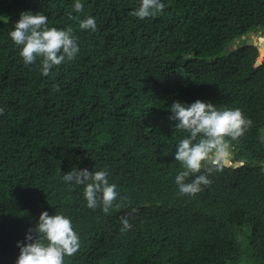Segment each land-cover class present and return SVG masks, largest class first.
<instances>
[{"label": "trees", "instance_id": "trees-1", "mask_svg": "<svg viewBox=\"0 0 264 264\" xmlns=\"http://www.w3.org/2000/svg\"><path fill=\"white\" fill-rule=\"evenodd\" d=\"M81 2L76 13L75 0H0V264H16L45 211L79 236L64 264H264V58L254 65L244 26L261 34L264 0H161L145 19L132 15L141 0ZM26 11L77 38L76 57L48 76L9 37ZM87 16L97 31L79 28ZM196 100L238 108L252 125L228 138L230 164L208 165L210 186L189 196L174 159L189 133L168 109ZM73 168L108 171L118 197L107 213L87 207L84 185L65 183Z\"/></svg>", "mask_w": 264, "mask_h": 264}, {"label": "clouds", "instance_id": "clouds-1", "mask_svg": "<svg viewBox=\"0 0 264 264\" xmlns=\"http://www.w3.org/2000/svg\"><path fill=\"white\" fill-rule=\"evenodd\" d=\"M165 5L161 0H141L139 7L132 15L140 18L155 17L163 12ZM73 9L76 13L84 10L81 0H75ZM71 18V14H70ZM82 30L97 31L94 17L87 16L80 21ZM9 37L20 47V55L26 66L32 65L37 58L41 60V73L48 76L54 67L72 61L79 52L77 38L71 27L57 29L49 27L48 17L43 12L35 14L21 12L18 22ZM59 90V86H56ZM172 113L170 120L177 121L175 128L189 133L176 145L175 161L182 164L184 170L175 177L181 195L194 196L210 186L208 178L215 165V170H221L222 161L231 155L230 142L245 134L252 121L246 118L240 109H219L211 102L196 100L191 105L173 102L168 109ZM4 108H0V115ZM202 169L204 172L201 173ZM108 171L96 172L88 169L73 168L62 172L63 180L68 184L84 185V198L89 209L102 206L107 213L118 197L117 186L109 183ZM195 176L186 182L190 176ZM133 213L136 209L132 210ZM121 232L130 231L133 227L128 216L121 218ZM21 245L16 264H64L65 257L76 254L80 248V239L74 231L71 219L63 214L50 216L47 211L39 216L34 229H29Z\"/></svg>", "mask_w": 264, "mask_h": 264}, {"label": "water", "instance_id": "water-1", "mask_svg": "<svg viewBox=\"0 0 264 264\" xmlns=\"http://www.w3.org/2000/svg\"><path fill=\"white\" fill-rule=\"evenodd\" d=\"M255 25V24H254ZM255 27H257L256 25H255ZM258 28V27H257ZM245 37H246V44L247 45H250V46H253L254 45V43H253V40H252V38H251V33L249 32V31H247L246 33H245ZM259 46H260V48L262 49V50H264V42H259ZM263 59V58H262ZM262 59L261 60H255V66H257V65H259L260 63H261V61H262ZM237 240L239 241L240 240V237H237Z\"/></svg>", "mask_w": 264, "mask_h": 264}, {"label": "rangeland", "instance_id": "rangeland-1", "mask_svg": "<svg viewBox=\"0 0 264 264\" xmlns=\"http://www.w3.org/2000/svg\"><path fill=\"white\" fill-rule=\"evenodd\" d=\"M253 20H254V23H255V19H253ZM244 26L247 28V31H249V28L247 27V25L244 24ZM259 30L261 31V33L264 32V30H261V29H259ZM249 32H250V31H249ZM260 36H262V35H261V34H256V35H255V37H260ZM255 37H254V38H255ZM251 38H252V37H251ZM245 39H246V37H245ZM252 40H253V38H252ZM253 43H254V45L257 47V50H258V56H259V49H260V46H259L254 40H253ZM235 44H236V41H234V43L230 46V48H233ZM258 56H257L256 60H257V59H258V60H261L262 58H264V55L260 56L259 58H258ZM229 159H230V157H229L228 159L222 161V163L230 164Z\"/></svg>", "mask_w": 264, "mask_h": 264}, {"label": "bare ground", "instance_id": "bare-ground-1", "mask_svg": "<svg viewBox=\"0 0 264 264\" xmlns=\"http://www.w3.org/2000/svg\"><path fill=\"white\" fill-rule=\"evenodd\" d=\"M250 33H251V37H252V38L255 37V34H254V33H252V32H250ZM261 35L263 36V35H264V32L261 33ZM262 55H264V50L261 49V51H259V56H258V58H259L260 56H262Z\"/></svg>", "mask_w": 264, "mask_h": 264}]
</instances>
